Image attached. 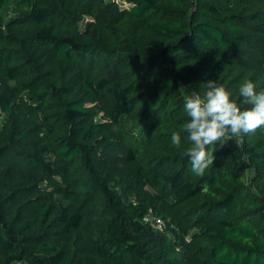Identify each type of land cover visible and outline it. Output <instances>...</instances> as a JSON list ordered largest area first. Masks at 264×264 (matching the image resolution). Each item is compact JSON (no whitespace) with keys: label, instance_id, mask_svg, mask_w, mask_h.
I'll list each match as a JSON object with an SVG mask.
<instances>
[{"label":"trees","instance_id":"16d2710c","mask_svg":"<svg viewBox=\"0 0 264 264\" xmlns=\"http://www.w3.org/2000/svg\"><path fill=\"white\" fill-rule=\"evenodd\" d=\"M121 1L0 0V264H264V126L184 155L187 95L264 91V0Z\"/></svg>","mask_w":264,"mask_h":264},{"label":"clouds","instance_id":"9594fccd","mask_svg":"<svg viewBox=\"0 0 264 264\" xmlns=\"http://www.w3.org/2000/svg\"><path fill=\"white\" fill-rule=\"evenodd\" d=\"M207 90L200 94L193 91L185 97L184 110L190 118L185 124L191 145L184 150L192 165V172L202 176L211 164L214 156L208 146L224 143L227 136L242 138L254 134L264 126V91L255 90L253 82L245 80L239 89L244 102L252 105L242 110L225 87L217 81L209 80L201 86ZM184 87L181 86L180 91ZM171 143L181 147V137L173 134Z\"/></svg>","mask_w":264,"mask_h":264},{"label":"rangeland","instance_id":"374dc122","mask_svg":"<svg viewBox=\"0 0 264 264\" xmlns=\"http://www.w3.org/2000/svg\"><path fill=\"white\" fill-rule=\"evenodd\" d=\"M116 2L120 5V6H124V3L121 0H116ZM91 20L86 18L85 22L82 24V27H84V25L88 22H90ZM254 47H256V49H258V51L260 52V54H254V59L260 60L261 59V55L262 58H264V39L260 41L259 44L255 45ZM6 123V117L5 115L0 113V128H2ZM243 180L245 181V183L247 185H249L250 183V179L252 177V172L251 171H247L243 176ZM49 184H54V185H58L60 183L59 179L56 178L54 182H50L48 181ZM153 230L155 231V235H162L164 237L165 240L167 241H176L177 240V234L171 230H167V226L164 229H156L153 228ZM176 248L179 250L183 249V244L182 243H178L176 245Z\"/></svg>","mask_w":264,"mask_h":264},{"label":"built area","instance_id":"2783aa9c","mask_svg":"<svg viewBox=\"0 0 264 264\" xmlns=\"http://www.w3.org/2000/svg\"><path fill=\"white\" fill-rule=\"evenodd\" d=\"M142 223L145 225H150L156 229H164L165 228V221L156 215L153 211H150L147 215H145L142 219ZM24 264V263H22Z\"/></svg>","mask_w":264,"mask_h":264}]
</instances>
